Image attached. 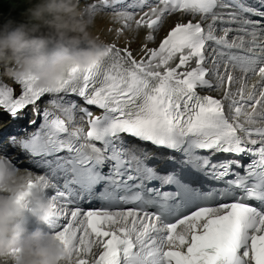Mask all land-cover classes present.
I'll return each mask as SVG.
<instances>
[{
    "label": "snow or ice",
    "instance_id": "obj_1",
    "mask_svg": "<svg viewBox=\"0 0 264 264\" xmlns=\"http://www.w3.org/2000/svg\"><path fill=\"white\" fill-rule=\"evenodd\" d=\"M122 2L100 0L105 6ZM258 3L134 0L127 7H139L140 12H116L123 19L118 35L134 20L137 29L149 30L146 41L155 42L154 34L169 16L191 18L175 22L158 47L144 44L139 59L128 47L108 44L104 61L83 72L73 69L55 92L32 81H16L22 88L14 95L12 87L0 85V110L17 116L33 106L42 115L36 130L14 139L12 146L41 157L53 177L63 178L68 191L51 197L53 202L63 198V204L53 203L49 227L60 239L68 264H264V0ZM85 6H93V0H85ZM227 9L231 11H223ZM210 42L219 58L212 61L215 70L206 66ZM252 76L258 80L249 85ZM198 89H223V96L202 95ZM61 92L83 98L102 114L63 98L49 101L57 111L45 107L40 113L38 101ZM77 112L83 114L81 122ZM125 136L170 151L153 153ZM9 146L0 138V158L12 163L3 155ZM220 153L253 159L246 165L234 159L213 162L212 156ZM150 158L158 165L181 167L160 175L148 165ZM106 164L109 170L104 172ZM232 165L242 167L244 174L233 172ZM188 168L207 170L205 175L217 180L233 175L221 193L226 202H209L215 190L197 193L205 202L180 215L191 202L189 193H196L181 181ZM153 180L177 190L148 187L146 182ZM36 185L56 188L43 175L28 188ZM120 191L124 194L118 195ZM94 196L108 206L69 208ZM129 204L133 207H116Z\"/></svg>",
    "mask_w": 264,
    "mask_h": 264
},
{
    "label": "clouds",
    "instance_id": "obj_2",
    "mask_svg": "<svg viewBox=\"0 0 264 264\" xmlns=\"http://www.w3.org/2000/svg\"><path fill=\"white\" fill-rule=\"evenodd\" d=\"M23 2L28 7L21 13L22 22L9 19L0 26V77L32 81L55 92L73 69L86 71L109 56L96 15L81 0ZM36 179L0 158V264H68L60 239L49 227L54 204L45 198L47 188H28ZM26 213L37 227H28Z\"/></svg>",
    "mask_w": 264,
    "mask_h": 264
},
{
    "label": "bare ground",
    "instance_id": "obj_3",
    "mask_svg": "<svg viewBox=\"0 0 264 264\" xmlns=\"http://www.w3.org/2000/svg\"><path fill=\"white\" fill-rule=\"evenodd\" d=\"M81 3L83 5H85V0H81ZM127 3V4H126ZM131 2L129 0H127L125 3L124 1L122 3H117V4H113V5H108V6H105V5H102L100 3V0H93V6H89L90 8H92L93 10L94 9H101V10H106L108 8H118V7H121L123 6L124 8H126L127 10H130L132 8H128L127 5L130 4ZM138 9V12L141 11V9L139 7H136ZM143 10H147L146 8H144ZM225 11V10H223ZM102 17V16H101ZM136 19H139V16L137 15L135 17ZM191 17L190 16H185L183 14H180V13H174L170 16V18H167L163 28L155 33V42H148L146 41L145 39V36H146V33L149 31L145 28H141V29H137L136 28V25H134L133 23H135V21L133 22L132 21V24L134 25V28H135V32H133L134 34L138 35V38H133L131 37L130 35H127L124 33L125 29H123V32L120 33L119 35L117 34V30L123 28V24H121L120 27H115V25L113 26L112 25V22L113 20L115 19V17H109L107 16L106 18L102 17V18H98V20L96 21H99L97 22V25L99 26V29L101 30L100 32V38L108 45L110 43H115L119 48L123 49L124 47H128L132 52H133V55L134 57H136L137 59L140 58V56L142 55V53L140 52L142 46L144 44H147V46L149 48H155V47H158V44L159 42L161 41V39L167 34V31H169L171 29V27L174 26L175 22H177L178 20H188L190 19ZM100 19V20H99ZM117 21H121L122 23V18H118L116 19ZM197 20H199V17H197ZM119 21V23H120ZM207 23V22H205ZM131 24V26H132ZM132 31V30H130ZM129 31V32H130ZM103 32V33H102ZM132 33V32H130ZM219 34V33H218ZM232 35H235V33H232L230 34V37ZM135 37V36H134ZM216 48V45L213 44L212 42H210V47L208 49V52H209V60L206 64L207 67H209L210 69H213L215 70V67L216 65L212 62L213 59H216L217 62H219V58L216 57V54L215 52H213L212 50ZM0 71H2V69H0ZM220 71L223 72V65L221 64V67H220ZM237 75H239V73L237 72L236 73ZM256 79V80H254ZM254 79L252 80V83L251 85L253 84H256L257 83V80H258V77H255L254 76ZM0 85H6V86H9V87H12L13 88V91H14V95H16L22 88V86L18 85L16 83V81L12 80V79H9V78H6V77H0ZM201 90H204L205 91V94L206 93H210L214 96H216L217 98H221L223 96V89H221L220 91H216L214 89L212 90H209V89H201ZM63 93V92H62ZM65 94V93H63ZM45 96V95H44ZM56 96H58L56 94ZM60 96H62L60 94ZM68 98H73L71 99V101H73L75 99V96L74 94H70V96H66ZM43 98V97H42ZM42 98L40 101H38V107H39V110H40V113L43 112V110L45 109L44 107H42ZM78 102H80L79 99H77ZM28 107H31L33 109V106H28ZM41 107V108H40ZM28 110V108L22 110L20 113H18L17 116H11L10 113H7V112H4L3 110H0V138L4 139L5 137V134L6 132H9L10 130V133H8V139H9V142L12 141V138L13 134H16V131L18 128H20L19 125H22V126H27V125H24V117H25V113L26 111ZM49 110L51 111H57V110H54V108H49ZM34 113V112H33ZM35 114V113H34ZM5 119V120H3ZM19 124V125H18ZM29 128V127H28ZM36 127H33L32 130H35ZM10 135V136H9ZM23 135V132L22 134L20 135V137ZM13 144H11L8 148V152L6 153L7 155L9 154H16V157H18V159L14 160L13 158L10 160L12 161V164L13 165H19L21 163H23V161L29 157L27 155H24L22 156L21 152H20V149H19V146L16 145V146H12ZM4 155V154H3ZM26 167H29L30 169L32 170H35V171H39L40 170V166L38 164L37 161H33L31 162L30 164H25ZM157 165V164H155ZM41 173V172H40ZM47 177L49 179H51L52 181H56L57 177H53L51 175V171L50 172H47ZM50 191V188L47 189V192ZM47 195V193L45 194ZM27 213H26V218H27ZM67 219H70V217H68ZM26 223L28 224V227L30 229L32 228H35L37 225L34 223V220H30V221H27L26 220ZM61 223H65V219L62 218L61 220ZM54 232V230H51Z\"/></svg>",
    "mask_w": 264,
    "mask_h": 264
},
{
    "label": "rangeland",
    "instance_id": "obj_4",
    "mask_svg": "<svg viewBox=\"0 0 264 264\" xmlns=\"http://www.w3.org/2000/svg\"><path fill=\"white\" fill-rule=\"evenodd\" d=\"M129 1L131 3H134V0H129ZM27 7H28V5L26 3H24L23 0H0V26H2L9 19H13V20H16L18 22H22L23 18L21 16V13L24 12ZM93 11H94V13L96 15V20H98V18H102V17L103 18L104 17L106 18L107 16H109V17H115V19L112 22V25L113 26L115 25V27H117V26L120 27L121 24H123V20H122V23H121L120 20H119L120 23H119V21L116 20L117 17H118L116 15V12H119V11L138 12V9H132V10L130 9V10H127L126 8H124L123 6H121V7L113 8V9L112 8L111 9L108 8L106 10L94 9ZM118 18H121V17H118ZM168 18H170V16ZM97 22H99V21H97ZM130 23L132 24V21ZM133 24L135 25V23H133ZM133 24H132L131 28H126L125 31H124V33L126 32L125 34L130 35L133 38H138V35H136V34L133 33V32H135V28H134V25ZM130 30H132V31H130ZM129 31L132 32V33H130ZM100 32H101V30H100ZM100 32H99V34H100ZM253 79H254V77L252 76L251 79L249 80V85H251ZM61 97L62 96H59L57 98H61ZM53 98H55V97H52V99ZM48 103L49 102H46L45 103V100H44V102L42 103V107H44V108L45 107L53 108L51 106V104L49 103V105H48ZM54 110H56V109L54 108ZM27 112L31 113V115H32L33 114V109L31 107H29L28 110L25 113V117H26ZM25 117H24V125H26L25 124ZM8 133L11 134L10 133V130H9V132H6V134L4 136L5 137L4 140L6 141V143H8L9 145H11V144H13L14 141L12 140L11 142H9V139L7 137L8 136ZM16 167H18L19 169H26V170H28L27 168H24V167L19 166V165H16ZM32 174L35 177H38V176H41L42 175V172L39 173V174L38 173L37 174L32 173ZM45 198L47 199V198H49V196H47Z\"/></svg>",
    "mask_w": 264,
    "mask_h": 264
}]
</instances>
